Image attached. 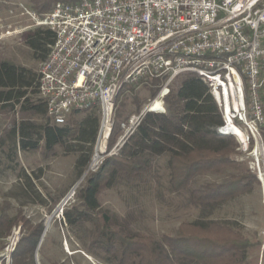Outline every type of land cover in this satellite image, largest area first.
Masks as SVG:
<instances>
[{"label": "trees", "instance_id": "trees-1", "mask_svg": "<svg viewBox=\"0 0 264 264\" xmlns=\"http://www.w3.org/2000/svg\"><path fill=\"white\" fill-rule=\"evenodd\" d=\"M29 1L35 11L43 13L58 1L77 0ZM24 36L34 56L43 62L55 41V32L37 26ZM39 81L40 71L0 55V110L23 114L0 136L1 155L14 162L19 151H42L48 157L63 149L77 154L76 167L84 172L94 153L100 107L75 109L65 124H57L39 94ZM166 105L167 112H148L119 152L85 177L75 201L64 208L68 230L85 252L107 264H249L250 248L263 241L252 240L236 221L212 216L224 203L261 182L258 173L243 167L221 181L197 182L204 173L239 169L242 164L234 157L238 139L217 132L221 111L198 74H180L166 96ZM121 123L116 120L110 146L121 131ZM262 135L264 140V130ZM163 155L168 158L170 189L186 192L187 203L198 208L200 214L182 221L175 233L158 235L137 228L140 217L135 213L121 215L104 207L101 196L105 189L143 181ZM6 210L0 208V238L21 218L10 216ZM24 225L27 231L13 254L14 264H36L34 256L44 224L25 220ZM52 264L71 263L57 260Z\"/></svg>", "mask_w": 264, "mask_h": 264}, {"label": "built area", "instance_id": "built-area-1", "mask_svg": "<svg viewBox=\"0 0 264 264\" xmlns=\"http://www.w3.org/2000/svg\"><path fill=\"white\" fill-rule=\"evenodd\" d=\"M27 12L29 27L55 32L39 81L52 120L65 124L75 109L100 107L87 170L108 150L125 87L159 81L155 96L122 122L116 149L148 112H167L166 96L185 72L208 84L222 115L217 132L263 153L264 0H77ZM22 237L16 224L2 237L0 264H13Z\"/></svg>", "mask_w": 264, "mask_h": 264}, {"label": "rangeland", "instance_id": "rangeland-1", "mask_svg": "<svg viewBox=\"0 0 264 264\" xmlns=\"http://www.w3.org/2000/svg\"><path fill=\"white\" fill-rule=\"evenodd\" d=\"M0 4V55L40 71L42 61L34 56L24 40L25 33L32 29L28 26L32 21L27 12L30 9L34 10L31 2L0 0ZM158 83V80H152L150 84L139 87L127 85L116 101L115 123L116 120L126 121L131 114L138 112L155 96ZM99 113L101 119V111ZM21 116L23 114L18 110H0V136L4 135L8 125L15 118L19 119ZM122 129L121 123V131L113 145H108L107 152L97 165L89 170L87 167L84 172H80L76 167L77 154L65 152L63 149L48 157H44L42 151H19L18 159L14 162L2 156L0 151V208H7L6 211L12 217L16 215L21 217L12 227L15 224L22 225L24 236L27 231L25 220H29L33 225L42 222L44 230L50 223L38 249L37 258L40 264H52L57 260H66L71 264H107L82 249L80 241L68 230L63 212L67 205L75 201L76 192L84 183L85 177L97 171L106 158L119 152L121 147L119 149L115 147ZM254 150L251 148L246 151L238 147L234 157L242 163L241 168L204 173L197 178V182L221 181L230 174L241 171L243 167H249L259 174V165L264 170V151L256 156ZM167 159V156H161L155 170L147 174L141 182L105 189L101 196L102 205L121 215L135 213L140 217L136 224L137 228L150 229L158 235L173 234L182 221L198 217L200 210L187 203L186 192L177 193L170 189ZM262 182L253 183L251 190L224 203L212 216L236 221L243 226L246 235L252 240L263 241L261 245L250 248L249 264H264V182L263 184ZM64 198L67 201L60 206ZM53 212L55 214L50 219ZM2 243L3 238H0V246ZM34 257L38 264L36 256Z\"/></svg>", "mask_w": 264, "mask_h": 264}, {"label": "bare ground", "instance_id": "bare-ground-1", "mask_svg": "<svg viewBox=\"0 0 264 264\" xmlns=\"http://www.w3.org/2000/svg\"><path fill=\"white\" fill-rule=\"evenodd\" d=\"M259 151H260V148L258 147V148H257V151H256V153H254V155L259 156V155L261 154V153H259ZM258 170H259V174H260V176H261V179H262V181L264 182V170H263V168L261 167V165H259ZM49 225H50V223H49ZM49 225H47L46 232H47V230H48ZM46 232H45V234H46ZM45 234H44V236H45ZM43 239H44V237H43Z\"/></svg>", "mask_w": 264, "mask_h": 264}, {"label": "water", "instance_id": "water-1", "mask_svg": "<svg viewBox=\"0 0 264 264\" xmlns=\"http://www.w3.org/2000/svg\"><path fill=\"white\" fill-rule=\"evenodd\" d=\"M258 178L261 180V182H262V179H261V176H260V174H258ZM262 184H263V182H262ZM61 206V205H60ZM58 209H60V207H58ZM57 209V210H58ZM57 210H55V212L57 211ZM55 212H53V214L50 216V219L54 216V214H55ZM46 229H47V227L45 228V230H44V233H43V235H42V237H41V239H40V241H39V244H38V247H37V250H36V261H37V263L38 264H40L39 263V261H38V258H37V254H38V249H39V247H40V244H41V242H42V239H43V236H44V234H45V231H46Z\"/></svg>", "mask_w": 264, "mask_h": 264}]
</instances>
